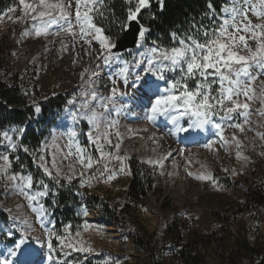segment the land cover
<instances>
[{"label": "rangeland", "instance_id": "374dc122", "mask_svg": "<svg viewBox=\"0 0 264 264\" xmlns=\"http://www.w3.org/2000/svg\"><path fill=\"white\" fill-rule=\"evenodd\" d=\"M109 1L112 2V0H106V15H111L107 6ZM122 2L128 7L125 0ZM12 7H16L17 11L10 13L9 15L13 19H9L4 13ZM19 15H21L19 0H15L7 9L0 11V77L4 80L15 77L27 96L36 103L58 95L65 96V102L61 112L55 113L46 120L44 124L49 125L47 135L40 148L33 153L30 152V158L26 159V161L30 159L34 161L37 167L36 173L29 172L26 168L27 162L24 163L25 160L20 158L19 154L24 151L9 153L5 146L0 144V154H9L13 158L8 175L16 172L33 176L34 191L40 190L39 181H44L49 185L48 196L55 195L61 186H71L81 202L79 206L75 205L74 209L80 222L75 223V228L78 229L76 232H72L73 224L67 222L60 225L54 218V210L45 206L49 213L45 216L47 226L40 228L35 214L29 210V202L18 194L15 184L7 180L6 177H0V228L11 225L12 217H24L37 228L35 232L37 236H43L46 239L47 232L54 230L56 235L52 237V243L55 251L52 255L61 264L64 262L67 264H148L146 252L138 250L131 239V233L136 229L135 223H139L149 234L155 232L159 234L164 225V218L167 216L168 220L178 224L183 239L187 240L192 234L207 233L212 222L227 215L225 210L233 202L238 204L246 202L247 190L260 189L264 194V155L260 154L264 151V147H261L264 142L255 136V132L246 130L245 133H240L239 130L227 126L222 132V135L228 140H231L234 133L242 140L247 135L249 139L244 141L246 147L242 149L243 156L248 157L247 160L237 159L235 145H225L220 140L218 130L209 125L205 131L206 137L202 139H196L193 137L194 134L189 136L183 133L182 136L188 140L196 141V143L191 146H180L167 164L149 163L146 155L148 152L146 153L145 150L143 152L142 144L150 134L155 135L156 132L161 134L165 131L168 133L167 137H172L175 140L179 139L181 135L170 134L175 130H171L163 124L164 121L170 123L165 118L160 120L162 124L159 127L151 125L147 119L148 112L144 107L145 103L135 104L136 106L132 107L131 113L140 116L136 120L130 118L131 114H126L123 119L118 120L117 114L121 113L127 105L124 95H117L114 104L109 106L111 115L108 116V119L115 121V124L108 129V139L111 144L104 142L105 158L101 160L100 164L94 165L93 169L86 171L83 177L79 175L80 166L75 165L77 175L70 183L67 180H61L60 184H56L55 181L50 180L43 169L39 167V157L44 156V162L49 168H52L53 160H55V164L64 173L70 175L68 165L74 163L75 156H69L67 160H64L63 157L70 150L68 132L73 129L78 133V137L75 138L76 143L85 147L94 158L99 159L100 153L83 134L89 131L88 124L84 121L75 124L72 121L69 113L74 109L72 105L68 104V101L76 97L79 102L81 99L79 93L82 88H87V84L82 83L79 75L83 67H88L90 71L96 73L93 79L99 91L107 95L112 85H109L108 90H103L102 79L110 78V74L116 71V66L113 65L109 68L101 61L87 57L73 65L71 51L61 53L59 43L55 46L49 43L53 37H22V32L31 29V22L16 21L15 17ZM203 18L206 19V23L203 22V24L209 25L210 21L207 19V15H204ZM104 20L108 19L97 17L96 22L102 23L106 27L107 23L103 22ZM112 24L116 26L114 22ZM115 29L116 31L111 32L113 36L118 33L117 27ZM161 41L171 47L174 46L171 37H169V43L167 39ZM152 42L148 37L146 46L151 47ZM158 42H156L157 45ZM47 49H51V51H47ZM77 51H81V49L77 48ZM119 54L124 61L129 62L131 81V77L137 71L134 60L141 58L140 50L134 48ZM81 55H83L82 52ZM171 75L173 74H166V76ZM117 86L122 92L126 91L127 95L133 90L131 87L125 89L119 82ZM161 86L163 87V82H161ZM105 115L108 114L105 113ZM51 119H54L52 124ZM216 119L218 121V118ZM18 128L20 127H11L4 131H8L15 140ZM258 130L264 131V128ZM213 135L217 137L213 138ZM209 142H214L212 147H205L204 145ZM76 143L71 144L73 153H75ZM151 143L147 144L148 150L151 148ZM117 144L119 145L118 149L115 147ZM180 151L189 154L182 157ZM15 157H19L18 163ZM130 158H136L138 161L156 168L160 178V190L155 194L150 193L143 206L128 213L123 204L125 191L131 177L128 165ZM14 163L19 165V169L14 167ZM105 164L108 171L100 176L98 169H103ZM223 169H228V171L225 172ZM233 169L236 170V175L232 174ZM53 172L55 173V170ZM201 174L213 175L215 184L209 180L196 179V176ZM109 175H111V179H108ZM82 180L85 184L84 187H81ZM48 196L42 200L44 205ZM162 202H168L170 208L162 210L160 208ZM9 209L11 211H8ZM85 212L87 215H84ZM255 216L257 225H254V231L264 234V209L257 211ZM249 218V216H244L243 219L247 222L251 219ZM49 220L51 223H47ZM56 236H60L64 244L71 245V247H64L61 251V241L57 240ZM10 243L9 238L0 233V254H6ZM36 246L40 247V245ZM81 247H90L92 251H78L77 249ZM42 251L47 256V248L44 247ZM163 257L167 263L171 261L169 250L164 252ZM44 264H47L46 260Z\"/></svg>", "mask_w": 264, "mask_h": 264}, {"label": "snow or ice", "instance_id": "6c2138e0", "mask_svg": "<svg viewBox=\"0 0 264 264\" xmlns=\"http://www.w3.org/2000/svg\"><path fill=\"white\" fill-rule=\"evenodd\" d=\"M157 2L163 11L164 0ZM125 3L128 5L126 15L114 21L119 34L113 36L110 28L96 22L97 17L108 19L106 0H19L21 15L15 20L31 22V29L22 32V37H53L49 43L53 46L59 43L61 53L71 51L73 65L87 57L95 58L109 68L116 66V71L110 74L112 87L107 95L99 91L93 79L96 73L83 67L79 75L87 88H82L79 93V102L76 97L68 101L74 109L69 113L72 121L75 124L81 121L88 124L89 131L83 134L100 153L99 159L76 143L78 133L73 129L68 132L70 150L63 157L67 160L69 156H75L74 163L68 165L71 174L64 173L55 160L52 168H49L41 155L39 167L45 175L56 184H60L61 180L70 183L77 175L75 165L80 166L79 175L83 177L86 171L99 165L105 158L103 145L104 142L111 144L108 129L115 124V121L108 119L111 115L109 105L114 104L117 95H127L117 86L118 82L125 89L133 88L146 101L144 107L149 121L155 122L158 117H163L170 122L175 129L170 134L183 132L192 136L206 131L211 125L218 130L220 140L225 145H235L237 159L247 160L248 157L242 154V149L246 147L244 141L249 139L247 135L242 140L234 133L228 140L222 132L225 126L237 129L240 133L252 131L264 142V131L258 130L264 128V0H226L219 12L209 3L206 15L210 24L205 26L203 22H193L191 29L183 34L171 32L174 43L171 48H162L155 41L151 47L146 46L151 28L142 23L141 13L151 8V0H125ZM16 11L17 8L12 7L4 15L13 19L9 14ZM152 18L155 19V16ZM128 46L140 50L141 57L134 60L137 71L131 81L129 62L124 61L119 54L121 47ZM77 48L81 51H77ZM168 73L173 75L166 76ZM33 104L35 112L39 113L41 108L35 101ZM25 131L24 127L18 128L15 140L8 131L0 132V144L9 153L19 150L27 153L29 149L19 143ZM72 143H76L75 153L71 151ZM213 143L204 146L211 148ZM115 147L118 149L119 145ZM252 147L255 148L254 142ZM261 147H264V143ZM260 154L264 155V151ZM12 159L9 154H0V177H6L15 184L18 194L29 202V210L35 214L39 227L45 228V216L49 213L42 200L49 194V185L39 181L40 190L34 191L31 174L13 172L8 175ZM15 159L18 163L19 157ZM164 159L166 157L149 163L162 165ZM98 171L103 176L108 171L107 165ZM232 174H237L235 169ZM108 179H111V175ZM196 179L209 180L215 184L211 174L197 175ZM84 186L82 180L81 187ZM36 231L37 228L28 219L12 217L11 225L0 228V233L11 241L6 254H0V264H44L45 260L47 264H61L52 255L55 251L52 243L55 231L49 230L46 239L35 235ZM56 239L61 241V251L64 247H71L65 245L60 236H56ZM44 247L48 250L47 256L42 251ZM77 250L92 251L90 247Z\"/></svg>", "mask_w": 264, "mask_h": 264}, {"label": "trees", "instance_id": "16d2710c", "mask_svg": "<svg viewBox=\"0 0 264 264\" xmlns=\"http://www.w3.org/2000/svg\"><path fill=\"white\" fill-rule=\"evenodd\" d=\"M14 1L0 0V11L7 9ZM209 3L219 12L225 0H164L163 11L160 10L157 0H151V8L144 9L141 13L142 23L151 28L149 39L159 41L158 45L162 48H171V45L161 40L167 39L169 43L171 32L181 33L191 29L193 22L206 23L203 16L208 13ZM107 6L111 14L108 15V20L103 21H106L107 26L102 23L100 25L110 28L111 32L116 31V26L112 23L117 19H123L127 7L122 0L109 1ZM153 15L155 19L152 18ZM64 97L58 95L37 102L41 111L36 113L33 100L27 96L17 79L13 77L4 80L0 77V132L11 127L26 129L19 143L29 151L19 155L25 160L24 163L27 162L26 168L31 173H36L37 167L34 161L26 159L30 158V152L33 153L40 148L49 128V125L44 123L55 113L61 112ZM51 121L52 124L54 119ZM128 165L131 177L125 191L123 206L129 213L143 206L150 193L155 194L160 190V178L156 168L136 158H130ZM14 167L19 169L16 163ZM247 195L246 202L242 204L233 202L225 210L227 215L212 222L207 233L192 234L184 240L178 224L168 220L166 216L159 234L158 232L149 234L139 223H135L136 229L131 233V239L138 250L146 252L148 264H264V234L254 231V225H257L256 212L264 209V194L260 189H256L247 190ZM80 203L71 186L65 185L61 186L55 195L47 197L45 206L54 210V218L60 225L71 223L74 225L72 232H76L78 228H75V223L80 220L74 209L75 205L79 206ZM160 208L169 209L170 205L168 202H162ZM244 216L251 219L246 222ZM166 250L171 254V261L168 263L163 257Z\"/></svg>", "mask_w": 264, "mask_h": 264}, {"label": "bare ground", "instance_id": "6f19581e", "mask_svg": "<svg viewBox=\"0 0 264 264\" xmlns=\"http://www.w3.org/2000/svg\"><path fill=\"white\" fill-rule=\"evenodd\" d=\"M102 84L104 85L103 86V90H108L109 89V85L111 84L110 83V78L109 77H105L104 79H102ZM124 96L126 97L127 105L125 106L124 110L121 113L117 114L118 120L123 119L126 116V114H131L130 118L132 120H134V119L136 120L140 116L137 115V114L133 115L131 113L132 112V107L135 104L138 105V104L146 103V101L142 100L140 98L139 94L134 89L130 92L129 95H124ZM109 106H111V105H109ZM112 107H113V105H112ZM161 119L164 120L163 117H158L155 122H152V121H149V120L148 121H149V123L151 125L159 127V125L162 124L160 122ZM181 123H183V121H181ZM163 124L168 126L169 129H171V130L174 129V126L171 123H166L164 121ZM156 133H155V135L150 134L148 136V138L143 142V144H142L143 145V147H142L143 149L142 150H143V152H144V150H145L146 153L148 152V154H146V155H147V158H148L149 161H156V160L160 159L161 157H166V159H164L163 162H162V164H164V165L167 164L168 161L171 160L172 155L177 152V149L180 146L181 147H183V145L191 146V145L196 143V141L188 140L187 138L182 136L183 132L178 133V134L181 135V137H180L181 139L179 138L177 140L172 139V137H167L168 133L165 132V131L162 132L161 134L157 133L158 135ZM193 137H195L196 139H200V138L202 139V138L206 137V132L203 131V132L195 133ZM216 137H217L216 135H213V138H216ZM149 142H152L150 150L147 149V147H148L147 144ZM149 146H150V144H149ZM180 153H181L182 157H185V155L189 154V153L188 154L185 153L184 151H180Z\"/></svg>", "mask_w": 264, "mask_h": 264}, {"label": "water", "instance_id": "95a60500", "mask_svg": "<svg viewBox=\"0 0 264 264\" xmlns=\"http://www.w3.org/2000/svg\"><path fill=\"white\" fill-rule=\"evenodd\" d=\"M132 49H134V48L131 47V46H128V47H121L119 53L125 52V51H127V50H132Z\"/></svg>", "mask_w": 264, "mask_h": 264}]
</instances>
